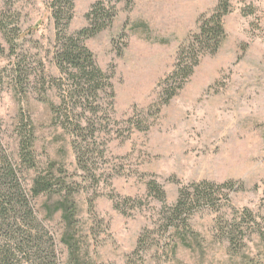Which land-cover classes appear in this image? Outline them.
I'll return each mask as SVG.
<instances>
[{"label": "rangeland", "instance_id": "1", "mask_svg": "<svg viewBox=\"0 0 264 264\" xmlns=\"http://www.w3.org/2000/svg\"><path fill=\"white\" fill-rule=\"evenodd\" d=\"M51 1L0 0V159L20 165L31 142L54 184L34 211L60 264H264V0H228L223 43L167 103L176 51L218 0H119L84 41L112 108L107 88L73 92L57 69ZM95 1L74 0L68 33ZM203 180L232 181L228 199L168 227L164 209Z\"/></svg>", "mask_w": 264, "mask_h": 264}, {"label": "trees", "instance_id": "2", "mask_svg": "<svg viewBox=\"0 0 264 264\" xmlns=\"http://www.w3.org/2000/svg\"><path fill=\"white\" fill-rule=\"evenodd\" d=\"M118 2L96 0L85 15L87 24L72 33H68L67 29L73 17L74 0H52L49 4L55 30L54 59L57 69L71 81L73 92L94 96L107 88L110 108L115 96L111 76L96 64L93 53L84 45V41L112 24ZM125 2L126 8H129L132 0ZM229 11L228 0H218L211 11L200 14L196 31L179 45L172 70L161 82L171 86L164 103L191 76L202 56L214 54L219 49L226 36L222 19ZM4 28L0 20V30L4 32ZM20 146V165H15L6 157L0 159V264H60L55 240L38 220L33 205V200L42 193L50 192L54 184L48 174L39 171L35 164L31 142L26 141ZM29 172L32 176L27 179ZM232 184V181L214 184L203 180L180 188L176 202L163 212L168 227L174 226V220L185 225L195 205L205 203L213 207L217 203V196L227 200L229 194L222 193L220 189ZM71 215L65 209L62 211V218L66 221L70 220ZM141 241L139 237L138 244Z\"/></svg>", "mask_w": 264, "mask_h": 264}]
</instances>
